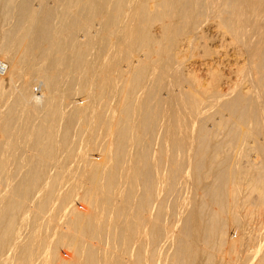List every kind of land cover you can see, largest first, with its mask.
<instances>
[{
	"label": "bare ground",
	"instance_id": "bare-ground-1",
	"mask_svg": "<svg viewBox=\"0 0 264 264\" xmlns=\"http://www.w3.org/2000/svg\"><path fill=\"white\" fill-rule=\"evenodd\" d=\"M41 1H38V5L41 3L44 5V3ZM137 1L138 0H136V5ZM205 1L208 2V0ZM212 1L213 0H211V2ZM67 2H71V0H67ZM176 2H178V0L175 1V3ZM203 2L200 1V3ZM31 3L33 2H31L30 0H24L22 6L19 3V6L21 7L19 8V6H17L20 18L17 20L15 19L16 21L13 20L15 22L10 27V30H0V98L5 91L4 85L6 83L10 84L14 83L15 81L21 80L23 83L22 86H24L22 92H20V94L18 92L19 96L14 97L15 99L13 101V105H11L12 107L8 109L10 112L8 113L7 111L8 118L5 117L7 119L3 123L1 122L2 125H0L2 132L1 138H5L4 144H0V264H35L36 258L40 256L42 257V260H44L43 264H264V247H260L259 253L258 250L255 251V248H253V246L251 247L253 248L252 250H247L245 248V245L247 243L249 244L250 241H247V243H242L241 240L237 241L236 239H233L231 233H235L236 231H233L235 230V228L230 229V227L232 228L240 226L239 224L240 222H242L240 220V211L244 207H246V217L250 215L253 217L256 212H260L261 214L264 213V0H226L224 5L225 9L223 8L224 10L222 11V13L220 12V14H223V17L225 16L224 18H227L226 15H229L232 11L234 13L235 11L233 16L239 14L243 17V20L239 19L240 21H243V28L248 30L249 27L252 28L253 25L256 27L255 34H246V31H244V29L243 33L245 34H239V32H237V48L239 51V55L241 54L245 59V65L243 63L244 67H242V64H239L242 69L241 67H239L240 69L238 71L236 70L238 72L237 80L239 83L238 85H240V88L238 87L240 89V93H238V91L236 94H234V98L231 99V101L220 103L221 100L219 99V97L221 95L216 92L217 90L211 92V90L208 89L209 87H207V84L206 86H197L196 84L198 82L195 83L190 80V83L188 82L189 80L187 81L185 79H183V84L187 83L186 89L184 91L181 90V92L178 91V93L180 92V96L176 99H172V97L175 95L172 94L173 96L171 97V94L169 95L168 93L167 96L171 97V101L169 100V97L168 102H166L165 105L163 103V99H161L162 97H159L160 95H154V97L152 96L150 98L151 100L149 99L150 95L154 94L152 90L148 97L149 101L146 99V97V102H136L135 104L133 102V104H130L132 99L131 97L130 103H127L126 100H128L131 96V91L129 90L130 92H128V88H125L127 87V85H124L125 91L123 89V91L121 92L120 89L122 87L119 89H117L116 87L118 92L120 94H123L121 97L124 96V99L122 100L125 101V104H123L122 102L123 106H121V109L119 108L120 112H118V106L112 107L114 109L111 114L109 113L111 117L107 113L108 116L112 119L111 122L109 121L105 125V128L106 126L107 128H109L108 136L110 137L108 140V144H105L106 148L103 146V148H105V156L103 155V153L102 156H104V158L107 160L102 163L100 162V164L99 162L97 163V161H94V159H88V157H86V153L83 151V153H81L80 155V164L82 162L83 165L81 167L82 170L80 168L79 169L81 170V172L83 171V175L81 173V181L79 182H82V185L81 187H79L81 191L79 190V192H76L81 193L80 198L81 201L83 200V203L85 205L83 203L82 204L84 207L86 206L82 210L74 207V196L71 199V196L73 194H71V192H73L72 189H64L63 191L61 190V192H58L60 189L58 188V186H61L62 184L60 183L62 182L60 180L61 176L59 175L58 171L53 172V170H56L58 168V155H60V151H64L67 155L70 154L71 151L73 152L71 147H67L71 142L70 122L76 119V123H79L76 118V113H74V115H76L75 117H71L72 115H69L68 117L70 118H67L68 122L66 121L68 124L67 127L62 128L63 132H60L61 122L66 118L61 106L68 98H70L68 96L69 91L71 90H67L65 89V87H61V83H63L64 80L66 81V79H64V75L67 74V72L63 74L65 71H60L59 67H62L64 65V62H66V55H68L67 53L70 51L74 54V52L76 51L75 47H78L76 46V43L78 45L79 41L77 42V40H75V37H77V35H75V30L76 24H78V20H76L75 18H67V20L64 15V7L61 8L60 6H57L55 10H51L53 9V7L51 9L48 8L50 10L46 9V12V10L44 11L43 9H41V7L39 10H35ZM125 3L126 0H77L74 10L76 9V11L81 14L82 12L84 13V11L88 9V7H90V10L88 11H97L96 8L100 5L101 8L107 9L111 6L113 8H115L114 6L116 5L122 6L125 5ZM134 3L135 2L133 0H128L127 5L130 7V10L131 7H135ZM138 3H140V1ZM183 3H185L186 7H188V4H186V2ZM215 3L216 2H214V4ZM149 4L153 5L151 3ZM156 4L158 5V3ZM162 4L164 5L167 3H165L164 1ZM208 4L209 3L206 4V7L208 6ZM46 5L44 6L46 7ZM198 5L200 6L202 4ZM211 5L212 4H210V7ZM167 6L169 5L167 4ZM173 6L174 5H172V7ZM182 6H184V4ZM155 7L153 9H155ZM172 7H170V9ZM200 7L201 9H203V6ZM200 7L198 8L200 9ZM212 7L215 8L214 6ZM13 8L14 4L12 0H0V29L2 28V24L5 21L6 17L12 15L13 11L15 10ZM119 8L121 10L124 9V7L123 9L121 7ZM174 8H176V4ZM174 8H172V10ZM185 8V11H187L186 9H190ZM191 8L193 9V7ZM98 9L100 11V7ZM118 9H116L115 11L113 10L112 17L115 16L116 18V11H119ZM158 9L157 12L159 11ZM161 9L163 8L161 7ZM167 9L169 8L167 7ZM40 10L46 12L45 17H43L44 19H41L43 13L39 12ZM108 10V13H111L110 9ZM127 10H129V8H127ZM145 10H141L143 11V17L148 14V12H146ZM208 10L205 9L204 11ZM141 11L139 12L141 13ZM215 11L217 10L215 9L214 13L218 12ZM101 12L102 11H100L99 19L100 21L102 19L103 22L105 16H102ZM130 12L131 11H129V13ZM169 12H171V10ZM67 13L69 14V12ZM91 13L94 12L91 11ZM171 13H169V15ZM194 14L196 17H198L196 15L198 13ZM200 14L201 13L199 12V15ZM15 15L16 14H14V16ZM91 15L92 14H90V16ZM239 15L237 16V19L240 17ZM14 16L12 17L13 19ZM133 16L134 21H136L135 14ZM188 16L189 15H187V17ZM109 17H111V15ZM115 18H113V20ZM171 18H167V22L164 20L165 27L168 23V20L170 24H174L173 19L171 22ZM222 18L220 19L219 16V20H222ZM39 19H41L42 22ZM124 20L125 18L120 21ZM231 20L232 22L234 21L233 19ZM39 21L41 22V24L37 23ZM141 21L143 24V19H141L140 22ZM7 22L12 21L8 20ZM222 22L223 20L221 21V23ZM226 22L224 21V23ZM111 23L112 22H110V25ZM114 23H112V25ZM123 23H125V21ZM130 23L132 24L133 22ZM35 24H38V30L35 28L37 30L36 32L34 31ZM138 24L140 23L138 22L137 25ZM123 25L125 26V24ZM123 25L119 27L122 28ZM132 25L135 27L134 24ZM224 25L222 26L224 27ZM226 25L228 27V24ZM237 25L238 24L236 22L235 26ZM231 26L230 27L233 32L234 27L233 25ZM140 27H142V25ZM251 28L250 30H248V33L253 30V32H255V29L252 28L253 30H251ZM241 29L238 31H241ZM119 30L120 28H118V31ZM163 30L165 31V28ZM140 31H142V29ZM35 33H37L39 36V38L37 37L38 39L36 40L35 37H33ZM121 33L122 32H119L120 36L122 35ZM142 34L144 35V32H142ZM64 36L69 40H65L66 38ZM140 36L141 34L138 36V39ZM116 39L117 38H115V40ZM118 39L120 40L121 37ZM145 40L147 41L149 39L147 38ZM66 41H69L67 46L65 45ZM87 41L84 40L83 42L81 41V43ZM153 41L155 42V39ZM127 42L125 44H127ZM81 43V50L80 52L78 51V54H76V64H78L79 67H81V64H83L82 60L83 58H85L83 56L85 55L86 51L85 49L84 52H81L82 49L86 47L82 46ZM159 44L160 43H152V45L144 42L141 44L137 43V48H142L143 50H141V52L143 51L142 53H144L145 51L146 55L151 58L150 51L156 52V56L157 52L164 47H160ZM95 45L97 46V44ZM161 45H163V43ZM93 46L94 45L90 46V48L92 47L94 49ZM112 48H114V46ZM133 48L134 47L132 46V49ZM164 49L167 50L166 48ZM38 51L41 53V55H39L42 57L39 59L38 56V61L33 65L32 61L34 57H30V55L31 53H34L35 55V52ZM82 53L84 54L82 55ZM93 53L94 51H92L91 53L92 57H94ZM72 57L74 56L72 55ZM72 57L71 60L73 59ZM242 57L240 59H242ZM125 58L127 57L125 56ZM154 58H152V60ZM2 59L6 60V63ZM140 60L137 61L139 65L142 63ZM154 61L155 60H153V63L151 64H153V66H156L157 64H155ZM156 61H158L157 58ZM166 61L167 60L163 61L162 66H164ZM127 62L126 63L128 65L126 67L129 69V72L122 73L120 75V78H117L118 83L120 81L123 84L131 82V80L133 79H131V75L132 77H134L133 75L138 73V71L140 69L142 70V68L144 67H138L132 64L129 65V59H127ZM71 63L74 65L75 62ZM71 63H65L70 65L69 69L72 66ZM143 64L146 63H142L141 65ZM88 65H90L89 61ZM66 66L67 65H65V67ZM65 67L63 66V68ZM145 68H147V65L144 67V69ZM177 68L179 69V67ZM30 69L36 72L34 73L35 77L33 78L29 77V75H31L29 74ZM117 69L119 70V67H117ZM80 70H82L83 72V69ZM120 71L122 72V70ZM165 71L166 68L162 70L156 68L154 74L151 73L153 76V85H159V82L161 80L164 81V79H161V77L162 73H164ZM71 73L68 72V75H71ZM75 74L77 73H74V75ZM72 75L70 78L73 79ZM181 75L177 76L180 77L178 79L179 82L182 83ZM114 76H117V73H115ZM68 77L69 76H67V78ZM95 78L96 80L94 85H96V90L92 91L98 92L97 85H100V83L98 77ZM150 80L151 79H149V85H151ZM33 81H36V83L37 81H39V88L35 87L34 90L31 89V83H33ZM78 81L80 82V80ZM91 81H93V79ZM133 82L135 83V80ZM146 85L148 86V88L145 89H147L148 91L150 87L147 83ZM7 86L5 87V89L7 88ZM137 87H140L139 83L137 84ZM15 88H17V85L14 87V91L16 90ZM136 90L138 89L136 88ZM107 92H105V94H108ZM143 92L144 90L139 91V93ZM115 93L116 92H114V94ZM135 93L137 94L138 92ZM76 96L78 97L79 95H77L76 93ZM73 97L71 98V100H74ZM79 99H77V101ZM136 101L138 100L136 99ZM74 109V111H76L77 108ZM14 110L15 112H17L16 110L20 111V114L23 116L24 122L22 123L21 121L20 124H24V127H27V122L31 119L33 120V118L38 119L36 125L32 127L29 125L30 128L28 126V130H25L26 127L23 128L21 127V125L19 128L14 129L15 126L13 127V125L15 123L12 122L13 125L11 123V121H13L12 118L15 115L13 114ZM224 110L229 111L228 113L230 115L227 113V116H230L229 119L216 117V115L218 116L219 112H224ZM116 112H118V115L116 114ZM21 115H18V117H20ZM87 115L88 114L86 113V116ZM212 115L218 118L216 119L217 121L212 120ZM221 116L223 115L221 114ZM91 117L93 119L94 116ZM1 118H3L2 115ZM84 118L85 116L83 117V119ZM102 120V116H98L95 118V122H92L93 126H95L93 127V133L96 128H101L100 124H102ZM86 123L87 122L85 121V124ZM30 124H32V122ZM80 124L82 126L81 122ZM81 128L83 131L84 126H82ZM156 131L159 132V138L157 140L158 142L156 141L157 145H154L152 139H154L153 136ZM60 134L61 139L59 140L58 137L60 136ZM223 136L224 138H221ZM24 141L29 145L27 146V155L25 154V157H18L22 155L21 153V155L17 156L18 151H25V148H22L25 145H23ZM99 141L101 140L97 141V146L105 142L103 141L102 143L100 142L101 144H99ZM0 142L3 143L2 141ZM152 143L154 146H158L157 148L154 147L158 149V151H151V146H153ZM94 151L95 150H93V153ZM78 153L80 152L78 151ZM90 155L93 156L94 154L92 155L91 153ZM106 156H108V158H106ZM62 157L64 158V156ZM86 158L90 161H87ZM124 160H126V163L124 164H127V166L125 165L126 169L122 171L121 166L124 165L122 164ZM66 162L68 161H65V163ZM10 164L16 165L15 169L17 170L13 173L11 172ZM162 164H165L163 165V167L165 166L164 171L163 169H161L164 175L162 176V174H159L163 177L159 178L157 176V168ZM18 168L20 170H18ZM76 171L78 172L79 170ZM75 175L77 174L75 173ZM77 176L78 178H80L79 175ZM182 176H184L183 182L180 181L181 179H183ZM186 176L187 184H185ZM162 185L164 187V194H161L162 191L160 190L162 189ZM244 187H247L250 190L249 194V191L247 192L246 188L244 190ZM72 188L74 190V187ZM242 188L243 190H241ZM75 190H77V187ZM241 191L246 192L248 195H244V193H242ZM183 193L184 199L181 198L183 197L181 196L183 195ZM78 195L80 196V194ZM242 195L244 197H242ZM54 201L56 203H59L57 204L59 205L58 208L62 210H59L60 212H62L60 218L61 222H59L63 223V227L59 233L58 239L57 236L54 237L56 239V242H54L53 240H48L47 238L42 237L44 239L42 240L40 237H36V230H39L40 228L37 229L35 225H33V223H38L42 219V217L46 215V208H48L50 203L55 204L53 203ZM49 209L50 208H48V210ZM55 210L56 209H54V211ZM55 213H53L51 217L53 215L54 217L55 215L58 216L59 213ZM48 216L50 215H47V217ZM30 217L32 218L33 229L35 228V236L33 235V233H28V235L30 236V238H37H35L37 241H34L39 242L36 248L34 247L33 239H30L28 235L26 236L25 232L28 226L27 221H29L28 219ZM43 221H45V218ZM54 222L52 225H54ZM53 231L55 232L56 230ZM239 237L241 238V236ZM58 245L67 248L64 249V252L67 250L66 252L69 253L68 255L65 254L66 257H63L65 255H60V250H62L63 252V248L60 249ZM242 253H244V255L246 254L245 258L241 257Z\"/></svg>",
	"mask_w": 264,
	"mask_h": 264
},
{
	"label": "rangeland",
	"instance_id": "rangeland-1",
	"mask_svg": "<svg viewBox=\"0 0 264 264\" xmlns=\"http://www.w3.org/2000/svg\"><path fill=\"white\" fill-rule=\"evenodd\" d=\"M17 0H12V2H13V4H14V8L13 9H15L14 11H13V13H12V15H9V16H7L6 17V19H5V21L3 22V24H2V28L0 29L1 31H6V30H10V27L13 25V23L17 20V19H19L20 18V15H19V10H18V6H19V3H20V5L22 6L23 5V3H24V0H18L17 2H16ZM31 2H33V3H31V5L33 6V8L35 9V10H39L40 9V7H41V9H43L44 11L47 9V10H50L52 7H53V9H51V10H55L56 9V7L58 6H60L61 8H63L64 7V15H65V18L67 19V18H75L76 20H78L77 21V23L78 24H76V30H75V35H77V37H75V40H77V42H78V45H77V43H76V41H75V43H76V46H78V47H75V50L77 51V53H76V51L74 52V54H73V52L71 53L70 51V54H69V52L67 53L68 55H66L67 57V59H66V62H64V67H65V65H67L65 68H67V69H65V68H63V66L61 67H59V69H60V71H65L63 74H65L66 72H67V74H65L64 75V79H66V81L64 80L63 81V83H61V87H65V89H67V90H71V91H69V96L68 97H70V98H68L63 104H62V106H61V108H62V111H63V113L65 114V119L64 120H62V122H61V131L60 132H63L62 130V128H65V127H67V122H68V120H67V118H70V117H68L69 115H72L71 117H75L76 115V118H77V121L79 122V123H76V119H74L73 121H71L70 122V127H71V133H70V143H69V145L67 146V147H71V149L73 150V152L71 151L70 152V154H65V152L64 151H60V155H58L59 157H58V159H59V163H58V168L56 169V170H53V172H59V175L61 176L60 177V180L62 181V182H60V183H62L61 184V186L62 185H65V186H62V188H61V186H58V188H60L59 189V191L58 192H61V190L63 191L64 189H66V190H68V189H72V191L73 192H71V194H72V196H71V199L73 198V196H74V199H75V201L77 202H73L74 203V207H76L77 209H79V210H82V209H84L85 207L83 206V200L81 201V193H77V192H79V190L81 191V189L79 188V187H81V185H82V182H79V181H81L80 179H81V173H82V175H83V171L81 172V170H82V165H83V163L81 162V164H80V161H81V159H80V155H81V153H83V152H85L86 153V157H88V159H90V160H93L94 159V161H97V163L99 162H104L105 160H107V159H105L104 158V156H105V148H106V145L108 144V140H109V137L110 136H108L109 135V128H107V126H106V128H105V125L110 121L111 122V116H110V114L112 113V111H113V109L114 108H112V107H117L118 106V112H120V110H119V108L121 109L122 107L121 106H123V104H125V101L124 100H122V99H124L123 97H121L123 94L121 93H119L118 92V90L117 89H119V88H121L120 89V92L121 91H123V89H124V85H127V87H125V88H128L127 90H128V92H130L131 91V96L129 97V99L128 100H126V102L127 103H130V99H131V97H132V99H131V103L130 104H133V102H134V104L137 102H142V101H149V99L153 96L154 97V95H160L159 97H162L161 99H163V103H164V105L166 104V102H168V98L171 96H173V95H175V96H173L172 97V99H176V98H179V96H180V92H181V90L182 91H184L185 89H186V84H183V79H185V80H189L188 82H190L191 83V81H193V82H198L196 85L198 86V85H205L206 86V84H207V87H209L208 89L209 90H211V92H214V91H216V92H218L219 93V95H221L220 97H219V99L221 100V102L220 103H224L225 101L227 102V101H231V99H233L234 98V94H236L238 91V93H240V85H238L239 83H238V80H237V74H238V70L240 69L239 67H244L243 66V63H244V65H245V59L242 57V55L240 54L239 55V51H238V48H237V46H238V37H237V32H239V34H251V33H253V34H255L256 33V27L254 26H252V28L253 29H255V32H253L254 30L251 28V27H249V29L248 30H250V28H251V30H253V31H250L249 33H248V30H246L245 28H243L244 27V25L242 24L243 23V21H240V20H243V17H242V15H239V14H236V15H234L233 16V14L235 13V11H234V13H233V11L231 12L232 13V17H231V13L229 14V15H226L227 16V18H224L222 15L223 14H220V12L222 13V11L225 9V7H224V5H225V1L226 0H213L212 2H211V0L209 1L208 0V2L207 1H205V0H178V2H176L175 3V1H177V0H138L137 1V5H136V0H133L135 3V7L133 6V7H131V10H130V7L127 5L128 4V0H126V3H125V5H116V6H114L115 8H113L112 6V8H113V10L115 11L116 9H118L119 7H121L122 9H123V7H124V9L123 10H121L120 8L118 9L119 11H116V13H117V16H116V18H115V16L114 17H112V15H113V10H112V8L110 7H108L107 9H103V8H101V5L99 6L100 7V11H102L101 13V15L103 16H105L104 17V21L102 22V19H101V21H100V19H99V15H100V11H99V7H97L96 9H97V11L95 10V11H93V10H91L92 12H94V13H91V11H88V10H90L89 8L90 7H88V9H86L85 11H84V13L82 12L81 14H79L77 11H76V9L74 10V8H75V3H76V1L77 0H71V2H67V0H62V1H59V0H37V1H35V0H30ZM38 1L40 2H43L44 3V5H48V7H47V5H46V7L41 3V4H39L38 5ZM140 1V3H138ZM162 1V2H161ZM165 1V3H167L169 6H167V4H162L163 2ZM195 1V2H194ZM200 1H204L203 3H200ZM217 1H220V2H217ZM223 1V2H222ZM15 2V3H14ZM46 2V3H45ZM55 2H56V4H55ZM65 2H67V3H65ZM158 3V5L156 4V3ZM161 2V3H160ZM172 4V5H174L173 7H172V5L170 4V3ZM172 2H174L175 4H176V8H174L175 7V4L174 3H172ZM182 2V3H181ZM183 2H186V4H188L187 6L188 7H186V5H185V3H183ZM188 2V3H187ZM193 2V3H192ZM198 2V3H197ZM209 3L208 4V6L206 7V4L207 3ZM214 2H216L215 4H214ZM146 5H144V4ZM147 3H148V6H147ZM149 3H151V4H153V5H150ZM183 5L184 4V6H182L181 4ZM190 3H191V5H190ZM195 3V4H194ZM219 3V4H218ZM221 3V4H220ZM62 4H63V6H62ZM133 4V5H134ZM141 4H143V5H141ZM156 4V5H155ZM162 4V5H161ZM177 4H179V5H177ZM198 4H202V5H200V6H203V9H201V7L198 5ZM210 4H212L211 5V7H210ZM18 5V6H17ZM66 7H65V6ZM72 7H71V6ZM150 5V6H149ZM218 5V6H217ZM21 6H19V8L21 7ZM44 6V7H43ZM51 6V7H50ZM88 6H90V5H88ZM128 6V7H127ZM141 8H140V7ZM156 6V7H155ZM180 6H182V7H186V8H190L189 10L188 9H186L187 11H185L184 10V8H182V7H180ZM195 6H196V8H195ZM212 6H214L215 8H213ZM219 6H221V7H219ZM129 8V10H127V8ZM142 7H144V8H142ZM155 7V9H153ZM158 7H159V9H158ZM161 7L163 8V9H161ZM167 7L169 8V9H167ZM170 7H172V8H174L175 9V11H174V9L172 10V8L170 9ZM191 7H193V9L191 8ZM198 7H200V9L198 8ZM208 7H210V8H208ZM218 7V8H217ZM16 8H17V10H16ZM48 8H50V9H48ZM66 8V9H65ZM145 8H146V10H145ZM165 8H166V10H165ZM179 8H180V10H179ZM195 8V9H194ZM213 8V9H212ZM224 8V9H223ZM70 9V10H69ZM108 9H110V11H111V13L109 12L108 13ZM157 9L159 10L158 12H157ZM196 9H199V10H196ZM208 10V11H204V10ZM217 10V11H215V12H217V13H214V10ZM43 10H40L39 12H41V13H43V15H42V17H41V15H40V17H41V19L43 18V17H45V13L47 12V10H46V12H43ZM103 10H104V12H103ZM108 10V11H107ZM128 12H127V11ZM137 10V11H136ZM141 10H145L146 12H148V14H146V19H145V17H143V15H142V12L143 11H141ZM161 10H163V11H161ZM164 10H165V12H164ZM168 10V11H167ZM171 10V12H169ZM195 10V11H194ZM221 10V11H220ZM17 11H18V13H17ZM80 11V10H79ZM106 11V12H105ZM129 11H131L130 13H129ZM135 11V12H134ZM139 11H141V13L139 12ZM155 11H156V13H155ZM174 11V12H173ZM179 11V12H178ZM190 11V12H189ZM203 11V12H202ZM212 11V12H211ZM263 11H264V9H263ZM67 12H69V14L67 13ZM96 12V13H95ZM126 12V13H125ZM138 12V13H137ZM161 12V13H160ZM166 12H168V13H166ZM184 12H185V14H184ZM199 12L201 13L200 15H199ZM86 13H87V15H86ZM92 14L91 16H90V14ZM108 13V14H107ZM120 13H122V14H120ZM137 13V14H136ZM169 13H171L170 15H169ZM191 13H198V14H196L198 17H196L195 16V14L193 15V14H191ZM203 13V14H202ZM14 14H16L15 16H14ZM120 14V15H119ZM126 15V17H125V15ZM135 14V20L136 21H134V15ZM152 14V15H151ZM175 14V15H174ZM217 14V15H216ZM111 15V17H109V16ZM121 16V17H119V16ZM128 15V16H127ZM167 15V16H166ZM169 15V16H168ZM171 15H172V18H171ZM176 16V17H174V16ZM179 15V16H178ZM187 15H189L188 17H187ZM206 15V16H205ZM240 16L238 19H237V16ZM11 16V17H10ZM14 16V19L12 18ZM69 16V17H68ZM74 16V17H73ZM98 17V18H96V17ZM149 16V17H148ZM185 18H183V17ZM217 16H218V18H217ZM219 16H220V19L222 18V20H223V22L221 23V21L222 20H219ZM222 16V17H221ZM40 17H38V18H40ZM82 19H81V18ZM118 17V18H117ZM125 18V23H123L124 21H120V20H123L124 18ZM140 17H142V18H140ZM78 18V19H77ZM95 18V19H94ZM107 18V19H106ZM112 18V19H111ZM113 18H115L114 20H113ZM140 18V19H139ZM154 18V19H153ZM167 18L169 19V18H171V22H172V19H173V22H174V24H170V22H169V20H168V23L166 24V27H165V21L167 22ZM175 18V19H174ZM184 20H186V21H184ZM191 18H192V20H191ZM195 18V19H194ZM233 19L234 21L232 22V20L231 19ZM16 19V20H15ZM41 19H39L41 22H42V20ZM44 19V18H43ZM99 19V20H98ZM109 19V20H108ZM141 19H143V24H142V21L140 22V20ZM145 19V20H144ZM153 19V20H152ZM189 19H190V22H189ZM194 19V20H193ZM203 19V20H202ZM240 19V20H239ZM9 20V21H12V22H7V21ZM13 20H15V21H13ZM68 20V19H67ZM66 20V21H67ZM86 20V21H85ZM165 20V21H164ZM231 20V21H230ZM237 20V21H236ZM37 22V23H40L41 24V22ZM80 21H82V22H80ZM92 21V22H91ZM105 21H107V22H105ZM109 21V22H108ZM114 21H115V23H114ZM145 21V22H144ZM193 21H194V23H193ZM224 21L226 22V23H224ZM98 22V23H97ZM100 22H102V23H100ZM110 22H112V23H114L113 25H112V23H111V25H110ZM130 22H133L132 24H134L135 25V27L130 23ZM140 23L141 25H142V27H140L141 25L140 24H138L137 25V23ZM184 22V23H183ZM189 22V23H188ZM236 22H237V26H235V24H236ZM6 23V24H5ZM10 23V24H9ZM12 23V24H11ZM104 23V24H103ZM106 23V24H105ZM109 23V24H108ZM187 23V24H186ZM226 24H228V27H227V25H226V27H225V25ZM231 23V24H230ZM39 24V25H40ZM98 24V25H97ZM102 26H101V25ZM123 25V24H125V26H124V28H123V26H122V28L121 27H119V26H121V25ZM188 24H189V26H188ZM224 25V27L222 26V25ZM5 25V26H4ZM7 25V26H6ZM78 25V26H77ZM103 25H104V27H103ZM116 25V26H115ZM140 25V26H139ZM192 25V26H191ZM231 25H233V27H234V31L232 32V29H231ZM240 25V26H239ZM242 25H243V27H242ZM4 26V27H3ZM138 26H139V28H138ZM145 26V27H144ZM231 26V27H230ZM251 26V25H250ZM8 27V28H7ZM84 27V28H83ZM86 27V28H85ZM130 27H131V31H130ZM168 27V28H167ZM174 27V28H173ZM180 27V28H179ZM235 27H237V28H235ZM240 27V28H239ZM38 30V24L36 25H34V31L36 32L37 30ZM101 28V29H100ZM118 28H120V30L118 31ZM129 28V29H128ZM142 29V31H140L141 29ZM150 28V29H149ZM165 28V31L163 30ZM171 28V29H170ZM224 28H226V29H224ZM239 28V29H238ZM242 28V29H241ZM6 29V30H5ZM83 29V30H82ZM96 29V30H95ZM103 29V30H102ZM108 29H109V33H108ZM167 29V30H166ZM230 29V30H229ZM241 29V31H242V33H241V31H238V30H240ZM243 29H244V31H246L245 33H243L244 31H243ZM105 30V31H104ZM111 30V31H110ZM116 30V31H115ZM140 31V33H139V31ZM237 30V31H236ZM113 31H114V33H113ZM118 31V32H117ZM137 31V32H136ZM101 32V33H100ZM119 32H122L121 34V36H120V34H119ZM142 32H144V35L142 34ZM129 33H130V35H129ZM138 33V34H137ZM231 35H229V34ZM96 34V35H95ZM107 34V35H106ZM119 34V35H118ZM141 34V36L139 37V39H138V36ZM165 34V35H164ZM232 34H234V35H232ZM36 35V36H35ZM35 35H33V37H35V40L36 39H38L39 38V36H38V34L37 33H35ZM85 35V36H84ZM92 36V38H91V36ZM98 35V36H97ZM109 35H110V37H109ZM127 35V36H126ZM88 36H89V38H88ZM106 36V37H105ZM113 36V37H112ZM118 36H120L121 37V39L119 40L118 38H120V37H118ZM161 36V37H160ZM234 36V37H233ZM38 37V38H37ZM65 37V36H64ZM143 37V38H142ZM145 37V38H144ZM149 39V40H145V39H147V38ZM194 37V38H193ZM66 38V37H65ZM115 38H117L116 40H115ZM127 38V39H126ZM152 38V39H151ZM161 38V39H160ZM164 38V39H163ZM192 38V39H191ZM94 39H95V41H94ZM105 41H104V40ZM108 39V40H107ZM112 39V40H111ZM122 39H123V41H122ZM129 39V40H128ZM141 39V40H140ZM144 39V40H143ZM155 39V42L153 41ZM237 39V40H236ZM65 40H69V39H65ZM87 41V42H84V43H81V41L83 42V41ZM91 40V41H90ZM111 40V41H110ZM114 40H115V42L117 43V41H118V43H117V45H116V43L114 42ZM126 40V41H125ZM127 40H128V42H127ZM133 40V41H132ZM139 40V41H138ZM159 40V41H158ZM192 40V41H191ZM236 40V41H235ZM97 41V42H96ZM121 41V42H120ZM131 41V42H130ZM134 41H135V43H134ZM136 41H138V42H136ZM149 41V42H148ZM170 41H171V43H170ZM234 41V42H233ZM96 42V43H95ZM107 42V43H106ZM120 42V43H119ZM127 42V44H125ZM148 43V44H151L152 45V43H154V44H158V43H160L159 45H160V47L162 46H164L163 48H161L158 52H157V54L159 55H157L156 54V56H158V57H156L155 56V53L156 52H151L150 51V56H151V58L150 57H148L147 55H146V52L144 51V53H145V56H144V53H142L141 52V50H143L142 48L140 49V48H137L138 47V45H137V43L138 44H141V43ZM152 42V43H151ZM187 42V43H186ZM189 42V43H188ZM197 44H196V43ZM68 43H69V41H66V46L68 45ZM80 43H81V45L82 46H86V47H84L83 49H82V51L81 52H84L85 51V49H86V51H85V55L83 56V57H85V58H83V64H81V67H79V65L78 64H76V54H78V51L80 52ZM90 43V44H89ZM116 45H114V44ZM163 43V45H161ZM235 43V44H234ZM85 44H87V45H85ZM95 44H97V46L95 45ZM124 44V45H123ZM132 44V45H131ZM137 46H136V45ZM166 44V45H165ZM190 44V45H189ZM237 44V45H236ZM89 45V46H88ZM92 45H94L93 47H94V49L91 47L90 48V46H92ZM108 45V46H107ZM183 45V46H182ZM188 45V46H187ZM95 46H96V48H95ZM102 46V47H101ZM105 46V47H104ZM114 46V48H112ZM119 46V47H118ZM132 46L134 47L133 49H132ZM135 46H136V48H135ZM194 46V47H193ZM101 47V48H100ZM104 47V48H103ZM190 47V48H189ZM236 47V48H235ZM118 48H120V49H118ZM164 48H166L167 50H165ZM78 49V50H77ZM93 49V50H92ZM96 49V50H95ZM104 49V50H103ZM119 51H118V50ZM163 49V50H162ZM171 49V50H170ZM193 49V50H192ZM89 50V51H88ZM94 51V53H93V56L94 57H92V51ZM112 52H111V51ZM117 50V51H116ZM96 51V52H95ZM128 53H127V52ZM106 52V53H105ZM109 52V53H108ZM123 52V53H122ZM136 52V53H135ZM38 53V54H37ZM86 53H88V54H86ZM97 53V54H96ZM41 55V53L38 51V52H35V55H34V53H31V55H30V57H34L33 58V61H32V58H31V61H32V63H33V65L38 61V56H39V59L42 57V56H40ZM84 53H82V55H83ZM89 54H91V55H89ZM109 54V55H108ZM124 54V55H123ZM134 54H135V56H134ZM142 54V55H141ZM33 55V56H32ZM72 55L74 56V57H72ZM193 55V56H192ZM69 56V57H68ZM88 56H89V58H88ZM99 56V57H98ZM101 56V57H100ZM124 58H123V57ZM125 56L127 57V58H125ZM141 56V57H140ZM242 57V59H240L241 57ZM71 57L73 58L72 60H71ZM136 57V58H135ZM146 57V58H145ZM148 57V58H147ZM154 57H156L157 59H158V61H156V58H154ZM87 58V59H86ZM99 58V59H98ZM109 58V59H108ZM152 58H154L153 60H155L154 61V63L155 64H157L156 66L154 65L153 66V64H151V63H153L152 61ZM239 58V59H238ZM37 59V60H36ZM90 59V60H89ZM112 59H114V60H112ZM127 59H129L130 60V63H129V65L130 64H132V65H135V66H138V67H142V66H146L147 65V68H145L144 69V67L142 68V70L140 69L139 71H138V73L139 72H141V73H136L137 75H138V77H137V75L136 74H134L133 76L134 77H137L138 79H140V80H138L137 78H134V77H132V75H131V82L133 83H131V82H127V83H122L121 81L118 83V79L120 78V75L122 74V73H125V72H129V69L126 67L128 64V62H127ZM135 59V60H134ZM138 59V60H137ZM141 59V60H140ZM2 60H4V59H2ZM75 60V61H74ZM86 62H85V61ZM100 60V61H99ZM104 60H106V61H104ZM125 62H124V61ZM141 61L142 63H146V64H143V65H139L138 63H137V61ZM151 60V61H150ZM165 60H167L166 61V63L164 64V66H162L163 65V61H165ZM67 61H69V62H67ZM75 62L74 63V65L71 63V62ZM88 61H89V63H90V65H88ZM104 61V62H103ZM109 61V62H108ZM112 61V62H111ZM241 61H243V62H241ZM4 62L6 63V60H4ZM91 62H92V64H91ZM111 62V63H110ZM127 62V63H126ZM136 62V63H135ZM148 62V63H147ZM157 62V63H156ZM65 63H68V64H72V66H71V68L69 69V66L70 65H68V64H65ZM86 63V64H85ZM96 63V64H95ZM159 63V64H158ZM100 64V65H99ZM241 66H240V65ZM85 65H86V68H85ZM97 65V66H96ZM102 65V66H101ZM108 65V66H107ZM121 65V66H120ZM78 67V68H76V67ZM88 66V67H87ZM102 68H101V67ZM151 66V67H150ZM93 67V68H92ZM117 67H119V70L117 69ZM174 67H175V72H174ZM177 67H179V69L177 68ZM242 67H241V69H242ZM33 68H34V66H33ZM32 68V69H33ZM72 68H73V70H72ZM155 68V69H154ZM156 68H159L160 70H162V69H165L166 68V71L164 72V73H162V77H161V79H164V81H160L159 82V85H153V76H152V74H154V72H155V70H156ZM182 68H183V71H182ZM32 69H30V71H29V74H31V75H29V77L30 78H33V77H35V74L34 73H36L34 70H32ZM63 69V70H62ZM65 69V70H64ZM78 69V70H77ZM80 69H83V72H82V70H80ZM85 69V70H84ZM92 69V70H91ZM36 70V69H35ZM98 70V71H97ZM115 70H116V72H115ZM120 70H122V72L120 71ZM145 72H144V71ZM177 70V71H176ZM237 70V71H236ZM73 73V75H72V73ZM76 71H78L79 72V74H78V72H76ZM92 71V72H91ZM236 71V72H235ZM3 72V71H2ZM32 72V73H31ZM68 72L69 73H71V75H72V77H73V79L72 78H70L71 77V75H68ZM96 72V73H95ZM98 72V73H97ZM104 72V73H103ZM114 72V73H113ZM119 72H120V74H119ZM174 72V73H173ZM183 72V73H182ZM235 72V73H234ZM62 73V72H61ZM74 73H77V74H75L74 75ZM90 73V74H89ZM115 73H117V76H114V74ZM152 73V74H151ZM181 73H182V75H181ZM82 74V75H81ZM84 74H85V76H84ZM101 74H102V76H101ZM195 74V75H194ZM34 75V76H33ZM97 75V76H96ZM136 75V76H135ZM142 75V76H141ZM149 75V76H148ZM169 75V76H168ZM182 76L181 77V81H182V83L181 82H179V79L178 78H180V77H178V76ZM184 75V76H183ZM67 76H69L68 78H67ZM82 76V77H81ZM90 76H92V77H90ZM141 76V77H140ZM152 76V77H151ZM167 78H166V77ZM78 77V78H77ZM81 77V78H80ZM95 77H98V79H99V83H100V85H102V86H100L99 84L97 85V88H98V92L97 91H95V92H93L94 90H96V85H94L95 84V80H96V78ZM119 77V78H118ZM140 77V78H139ZM151 79L150 81H151V85H149L150 83H149V79ZM190 77V78H189ZM29 78V79H30ZM90 78H91V80L93 79V81H91L90 80ZM116 78V79H115ZM118 78V79H117ZM194 80H193V79ZM196 78V79H195ZM235 78H236V80H235ZM68 79V80H67ZM70 79V80H69ZM75 79H78V80H80V82L78 81V80H75ZM148 79V80H147ZM72 80V81H71ZM101 80V81H100ZM106 80V81H105ZM135 80V83L133 82ZM143 80V81H142ZM191 80V81H190ZM19 81V82H18ZM18 81H15L14 83H10V84H8V83H6L7 85H9V86H7L6 84L4 85L5 87L7 86V90L5 89V87H4V90L6 91H4L3 92V94H2V96H1V98H0V103H1V106H0V118H1V115H2V117L3 118H1V120H0V123L2 122H4L7 118H8V115H7V111H8V113L10 112L8 109H10L12 106L11 105H13V101H14V97H17V96H19V94H20V92H22V89H23V87L24 86H22L23 85V83H22V81L21 80H18ZM21 81V82H20ZM78 81V82H77ZM114 81V82H113ZM116 81V82H115ZM138 81V82H137ZM35 82V83H34ZM70 82V83H69ZM105 82V83H104ZM137 82V83H136ZM170 82V83H169ZM200 82V83H199ZM22 83V84H21ZM90 83V84H89ZM139 83V86L140 87H137V84ZM146 83L149 85V89H148V91H147V89H145V88H148V86L146 85ZM180 83H181V87H180ZM39 81H37V83H36V81H33V83H31V89L32 90H34V88L36 87V88H39ZM77 84V85H76ZM80 84V85H79ZM117 86H116V85ZM121 84H122V86H121ZM130 84H132V85H130ZM213 84V85H212ZM10 85H12V86H10ZM17 85V88H15L16 90L14 91V87ZM33 85V86H32ZM93 85H94V88H93ZM111 85V86H110ZM119 85V86H118ZM170 85V86H169ZM211 85V86H210ZM230 85V86H229ZM38 86V87H37ZM135 87V89H134V87ZM142 86V87H141ZM153 86V87H152ZM155 86H156V88H155ZM160 86V87H159ZM233 88H232V87ZM9 87V88H8ZM22 87V88H21ZM69 87V88H68ZM108 87H109V89H108ZM116 87H117V89H116ZM130 87V88H129ZM143 87H144V89H143ZM166 87V88H165ZM211 87V88H210ZM236 87V88H235ZM239 87V88H238ZM75 88V89H74ZM89 88V89H88ZM112 88V89H111ZM136 88L138 89V90H136ZM153 88V89H152ZM162 88H164V89H162ZM168 88V89H167ZM234 88H235V90H234ZM244 88V87H243ZM115 89H116V91H115ZM135 91H134V90ZM140 89V90H139ZM156 90V92H155V90ZM173 91H172V90ZM232 89V90H231ZM20 90V91H19ZM78 90V91H77ZM93 90V91H92ZM99 90H100V92H101V94H100V92H99ZM106 90V91H105ZM107 90H108V92H107ZM130 90V91H129ZM142 90H144V92L143 93H139V91H142ZM151 90H152V92H154V94H151L150 95V92H151ZM160 90V91H159ZM165 90V91H164ZM124 91H125V89H124ZM178 91H180L179 93H178ZM233 91H234V93H233ZM18 92H19V94H18ZM97 92V93H96ZM105 92H107L108 94H105ZM114 92H116L115 94H114ZM135 92H138L137 94L134 93ZM149 92V93H148ZM165 92V93H164ZM15 93V94H14ZM76 93H77V95H79L78 97L76 96ZM80 93V94H79ZM119 95H118V94ZM145 93V94H144ZM148 93V94H147ZM157 93V94H156ZM169 93V95L170 96H167V94ZM5 94V95H4ZM7 94V95H6ZM9 94V95H8ZM105 94V95H104ZM117 94V95H116ZM134 94V95H133ZM141 94V95H140ZM173 94V95H172ZM179 94V95H178ZM227 94V95H226ZM231 94H233V95H230ZM4 95V96H3ZM15 95V96H14ZM74 97H73V96ZM115 95V96H114ZM139 95V96H138ZM147 95V96H146ZM149 95H150V97H149ZM177 95V96H176ZM226 95V96H225ZM73 97V99L74 100H71V98ZM81 96V97H80ZM92 96H95V97H92ZM100 96V97H99ZM104 96V97H103ZM134 96V97H133ZM137 96H138V98H137ZM164 96V97H163ZM98 97H99V99H98ZM102 97V98H101ZM140 97V98H139ZM147 97V98H146ZM148 97H149V99H148ZM171 97H170V101H171ZM175 97V98H174ZM228 97H230V98H228ZM5 100H3V99ZM7 100H6V99ZM75 98H76V100H75ZM80 98V99H79ZM147 100H146V99ZM77 99H79L78 101H77ZM87 99V100H86ZM136 99L138 100V101H136ZM140 99V100H139ZM143 99H145V100H143ZM167 99V100H166ZM229 99V100H228ZM93 100V101H92ZM120 100H121V102H120ZM151 100V99H150ZM224 100V101H223ZM10 101V102H9ZM75 101V102H74ZM88 101V102H87ZM129 101V102H128ZM169 101V102H170ZM67 102H69V103H67ZM74 102V103H73ZM122 102H123V104H122ZM172 102H173V100H172ZM4 103V104H3ZM112 103V104H111ZM121 103V104H120ZM144 103V102H143ZM8 104V105H7ZM87 104V105H86ZM168 104V103H167ZM6 105V106H5ZM75 105H77V106H75ZM84 105V106H83ZM94 105V106H93ZM111 105V106H110ZM94 108H93V107ZM108 106V107H107ZM92 107V108H91ZM107 107V108H106ZM74 108H77L76 109V111H74L75 109ZM78 108H79V110H78ZM88 108V109H87ZM2 109H4V110H2ZM81 109V110H80ZM83 109V110H82ZM92 109V110H91ZM94 109V110H93ZM106 109H107V111H106ZM110 109H111V111H110ZM86 110V111H85ZM6 111V112H5ZM17 112H15V110H14V113L13 114H15L14 116H13V121H11V123L13 122V123H15L14 125H13V123H12V125H13V127H14V129L16 128H19L20 127V125H21V127H23V128H25L24 127V124H20V122L22 121V123L24 122V118H23V116L20 114V111H18V110H16ZM72 111V112H71ZM78 111V112H77ZM103 111H105V112H103ZM82 112V113H81ZM93 112V113H92ZM118 112H116V114L118 115ZM211 112V111H210ZM229 111H226V110H224V112L223 111H221V112H219L218 113V116L216 115V117H218V118H226V119H229V113H228ZM17 113V114H16ZM74 113H76V115H74ZM80 113V114H79ZM86 113L88 114L87 116H86ZM98 113V114H97ZM104 113V114H103ZM109 114V116H108V114ZM227 113L229 114L228 116H227ZM91 114V115H90ZM94 114V115H93ZM103 114V115H102ZM219 114H220V116H219ZM221 114L223 115V116H221ZM225 114V115H224ZM17 115V116H16ZM18 115H21L22 116V118H21V116L20 117H18ZM80 115V116H79ZM105 115H106V118H105ZM85 116V118L83 119V117ZM91 116H94L93 117V119H92V117ZM98 116H102V124H100V127L101 128H96V130L94 131V133H93V127H95V126H93V123L95 122V118L96 117H98ZM213 116V115H212ZM214 116H215V114H214ZM212 117L213 119L212 120H215V121H217L216 119H218V118H216V117ZM5 117H7V118H5ZM87 117V118H86ZM90 117V118H89ZM5 118V119H4ZM17 120H16V119ZM80 118H81V121H80ZM215 118V119H214ZM11 119V120H12ZM15 119V120H14ZM87 119H88V121H87ZM37 118H33V120L31 119L30 121H28L27 122V127L30 125L31 127L32 126H34V125H36V123H37ZM19 121V122H18ZM67 121V122H66ZM83 121V122H82ZM85 121L87 122L86 124H85ZM107 121V122H106ZM32 122V124H30ZM80 122L82 123V126H84V130L82 131V126H81V124H80ZM93 122V123H92ZM106 122V123H105ZM2 123L0 124V125H2ZM34 123V124H33ZM62 123H63V125H62ZM92 123V124H91ZM208 123V122H207ZM73 124V125H72ZM75 124V125H74ZM85 124V125H84ZM211 124V123H210ZM19 125V126H18ZM78 125V126H77ZM18 126V127H17ZM30 126H29V128H30ZM25 128V130H28V128ZM72 127H74V128H72ZM88 127H89V130H88ZM91 127V128H90ZM79 129V130H78ZM99 129V130H98ZM87 130V131H86ZM90 130H91V132H90ZM108 130V131H107ZM0 132H1V127H0ZM100 132V133H99ZM107 133V135H106V133ZM156 132H157V134H158V136H157V134H156ZM155 132V134H154V136H153V138L154 139H152L153 140V142H154V145H157V143H156V141L158 140V138H159V132L158 131H156ZM72 133H73V135H72ZM89 133V134H88ZM2 132L0 133V141H2L3 143H1L0 142V144H4V142H5V138L3 139V138H1L2 136ZM99 138H98V137ZM101 136V137H100ZM101 138V139H100ZM102 138H103V140H102ZM104 138H106V139H104ZM108 138V139H107ZM156 138V139H155ZM221 138H224V136L223 137H221ZM3 139V140H2ZM58 139L60 140L61 139V134H60V136L58 137ZM89 139V140H88ZM92 139H93V142H92ZM77 140V141H76ZM98 140H101V141H99V144H101L103 141H105L103 144H101V145H98L97 146V141ZM26 141V140H25ZM23 142V145H24V147H22L23 149L25 148V151H18L17 152V156L18 155H21V153H22V155L21 156H18V157H25L26 155H27V151H28V147L27 146H29L28 145V143L27 142ZM79 141V142H78ZM75 142V143H74ZM77 142V143H76ZM81 142V143H80ZM96 142V143H95ZM101 142V143H100ZM158 142V141H157ZM88 143V144H87ZM95 143V144H94ZM85 144V145H84ZM92 144V145H91ZM106 144V145H105ZM74 145H75V147H74ZM77 145V146H76ZM94 145V146H93ZM152 145H153V143H152ZM151 146V151L152 152H156V151H158V149H156L157 147L156 146ZM80 146V147H79ZM93 146V147H92ZM103 146L105 147V148H103ZM73 147V148H72ZM101 147V148H100ZM154 147H156V148H154ZM61 148H63V147H61ZM74 148H75V150H74ZM76 148H78V149H76ZM93 148V149H92ZM22 149V150H23ZM70 149V148H69ZM104 149V150H103ZM93 150H95L94 151V153H93ZM103 150V151H102ZM153 150H156V151H153ZM76 151V152H75ZM78 151L80 152V153H78ZM83 151V152H82ZM102 151V152H101ZM24 152V153H23ZM20 153V154H19ZM29 153V152H28ZM75 153V154H74ZM92 153V155L93 156H91L90 154ZM102 153H103V155L104 156H102ZM24 154V155H23ZM26 154V155H25ZM73 155V156H72ZM88 155H90L91 157H93V158H91L90 156H88ZM62 156H64V158L62 157ZM68 156H69V158H68ZM102 156V157H101ZM60 157H61V159H60ZM73 157V158H72ZM95 157V158H94ZM128 157V156H127ZM126 157V158H127ZM106 158H108V156H106ZM125 158V159H126ZM87 159V158H86ZM87 159V161H90V160H88ZM62 160H63V162H62ZM128 160V159H127ZM11 161H12V159H11ZM65 161H68V162H66L65 163ZM73 161V162H72ZM77 161V162H76ZM155 161V160H154ZM70 162V163H69ZM10 163H13V162H10ZM60 163H61V165H60ZM79 163V164H78ZM100 163V164H101ZM124 163H126V160H124L123 161V163L122 164H124ZM63 164V165H62ZM67 166H66V165ZM70 164V165H69ZM76 164V165H75ZM127 166V164H124V165H122L121 167V170L123 171V170H125L126 168V166ZM163 165H165V164H162V165H160L157 169V176L160 178V177H162L164 174L162 173L163 171H164V167H163ZM10 166L12 167H10V169H11V172L13 173L14 171H16L17 169H15V167H16V165H14V164H10ZM64 167V168H63ZM163 167V168H162ZM62 168V169H61ZM81 170H80V169ZM61 169V170H60ZM73 169V170H72ZM161 169H163V171L161 170ZM18 170H20L19 168H18ZM76 170H79L78 172L76 171ZM161 170V171H160ZM62 171V172H61ZM70 171V172H69ZM158 171H160V172H158ZM62 175H61V174ZM64 173V174H63ZM75 173L77 174V175H79V177L80 178H78V176L77 175H75ZM80 173V174H79ZM71 174H73L74 175V177H73V175H71ZM162 174V176H160V175ZM67 175V176H66ZM70 175H71V179H70ZM64 176V177H63ZM83 177V176H82ZM66 178H68V179H66ZM78 178V179H77ZM163 178V177H162ZM182 178L183 179H181L180 181H184V176H182ZM74 181H73V180ZM77 180H78V182H77ZM162 180V179H161ZM65 181V182H64ZM76 181V182H75ZM75 182V183H74ZM73 184V186H72V184ZM78 183V184H77ZM168 183H170V182H168ZM69 184V185H68ZM185 184H187V176H186V178H185ZM66 185H68V186H66ZM80 185V186H79ZM64 187V188H63ZM67 187V188H66ZM69 187V188H68ZM72 187H74V190H73V188ZM76 187H77V190H75L76 189ZM57 188V189H58ZM79 188V189H78ZM160 188V187H159ZM161 188L162 189H158L160 192H161V194H164V187H163V185L161 186ZM245 188H246V191L248 192V194L250 193V190L247 188V187H244V190H245ZM248 189V190H247ZM241 190H243V188L241 189ZM77 191V192H76ZM242 192V191H241ZM242 193H244V195H248L246 192H242ZM78 194H80V196L78 195ZM76 196V197H75ZM79 196V197H78ZM181 196H183V197H181V198H183L184 199V193H183V195H181ZM242 197H244L243 195H242ZM80 198V199H79ZM79 199V200H78ZM80 201H81V203H80ZM79 202V203H78ZM53 203H55V204H52V203H50L49 204V206H48V208H50L49 210H48V208H46V211H45V213H46V215H44L43 217H42V219L38 222V223H33V225H35V227L37 228V229H39V230H36V237H40L42 240H44L43 238H47L48 240H53L54 242H56V239L54 238V237H56L57 236V239H58V236H59V233H60V231L62 230V227H63V223H60L61 221V215H62V212H60V211H62V210H60V208H58L59 207V205H57V204H59L58 202L56 203L55 201L53 202ZM83 203V204H82ZM51 205V206H50ZM53 205V206H52ZM56 205V206H55ZM80 205H82V206H80ZM85 205V204H84ZM79 207V208H78ZM188 207H189V205H188ZM187 208V207H186ZM54 209H56L55 211H54ZM60 210V211H59ZM246 207H244L243 209H241V211H240V215H241V221L242 222H240V226H237V227H230V229H233V228H235V230H233L235 233H231V235L233 236V239H236L237 241H239V240H241L242 241V243H244V242H246L247 243V241L249 242V244L247 245V247H246V245H245V248L247 249V250H252L253 248H255V251L256 250H258V253L260 252V247L261 246H263L264 247V213H258V212H256V214L252 217L251 215L250 216H247L246 217ZM49 211V212H48ZM257 211H258V209H257ZM51 212V213H50ZM55 213V212H57V213H59L58 214V216L57 215H55V217H54V215L51 217V215L53 214V213ZM48 213V214H47ZM56 214V213H55ZM47 215H50V216H48L47 217ZM58 217V218H57ZM250 217V218H249ZM44 218H45V221H43L44 220ZM55 218H56V221H55ZM252 218V219H251ZM54 219V220H53ZM250 219V220H249ZM29 221H27V230L25 231L26 232V236L28 235V233H30V234H32L33 233V235L35 236V234H34V231H35V228L33 229V225H32V218L30 217L29 219H28ZM51 220V221H50ZM55 221V222H54ZM60 221V222H59ZM42 222H43V224H42ZM53 222H54V225H52L53 224ZM58 223H60V224H58ZM57 224V225H56ZM31 225H32V227H31ZM38 225V226H37ZM39 225H40V227H39ZM44 226V227H43ZM57 226V227H56ZM50 227V228H49ZM54 229H53V228ZM57 229H56V228ZM32 228V229H31ZM60 228V229H59ZM44 231H43V230ZM47 229V230H46ZM49 229H51V230H49ZM56 230L55 232L53 231V230ZM49 231H51V232H49ZM232 231V232H233ZM55 233V234H54ZM58 234V235H57ZM240 234V235H239ZM55 235V236H54ZM29 236V235H28ZM239 236H241V238L239 237ZM36 237H31L32 239H33V244H34V247L36 248L37 246H38V243L39 242H34V241H37L36 239ZM43 237V238H42ZM51 237V238H50ZM236 237V238H235ZM29 238H30V236H29ZM30 238V239H31ZM36 238V239H35ZM238 238V239H237ZM243 238V239H242ZM253 246V248H251ZM58 247H60V249H62L63 248V252H62V250H60V255L62 254V255H65V254H69L68 252H64V249H67V248H65V247H63V246H59L58 245ZM259 247V248H258ZM249 248V249H248ZM242 256V258H245L246 256V254L244 255V253H242L241 254ZM63 257H66V255L65 256H63ZM241 258V259H242ZM41 260V261H40ZM43 261V262H42ZM43 264L44 263V260H42V257L40 256V257H38V258H36V261H35V264Z\"/></svg>",
	"mask_w": 264,
	"mask_h": 264
}]
</instances>
